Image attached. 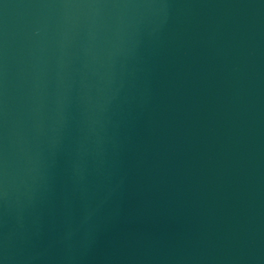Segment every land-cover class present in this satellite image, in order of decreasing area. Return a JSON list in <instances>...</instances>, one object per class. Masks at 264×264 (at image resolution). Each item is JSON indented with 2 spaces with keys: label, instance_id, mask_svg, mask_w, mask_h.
<instances>
[{
  "label": "water",
  "instance_id": "obj_1",
  "mask_svg": "<svg viewBox=\"0 0 264 264\" xmlns=\"http://www.w3.org/2000/svg\"><path fill=\"white\" fill-rule=\"evenodd\" d=\"M0 264H264V0H0Z\"/></svg>",
  "mask_w": 264,
  "mask_h": 264
}]
</instances>
